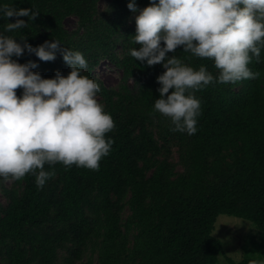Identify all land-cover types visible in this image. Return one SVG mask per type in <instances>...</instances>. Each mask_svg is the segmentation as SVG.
I'll use <instances>...</instances> for the list:
<instances>
[{
	"label": "trees",
	"instance_id": "16d2710c",
	"mask_svg": "<svg viewBox=\"0 0 264 264\" xmlns=\"http://www.w3.org/2000/svg\"><path fill=\"white\" fill-rule=\"evenodd\" d=\"M97 2L0 0L38 12L32 20L19 17L26 25L5 35L17 38V42L24 37L33 47L56 39L60 48L84 55L87 67L82 69L83 75L91 78L92 70L107 61L124 80L116 92L100 85L104 108L115 126L106 133L114 143L98 170L75 164H46L45 170H54L55 174L42 187L36 185L33 174L14 181L7 203L0 205L3 264H58L62 251L67 252L70 264L81 258L85 247L96 238L100 241L98 264H218L223 246L212 232L220 214L250 221L264 241V49L259 62L253 58L249 64L253 72L259 73L255 78L213 82L195 91L201 101L195 134L173 131L170 125L186 170L175 180L165 182L158 167L145 179L137 165L159 152L149 127L164 121L153 104L159 98L156 78L165 69L162 64L149 66L146 61L135 60L129 52L119 58L111 46L122 26L150 0H135V13L127 7L130 0H112L103 13L97 12ZM72 15L77 16L78 25L67 31L63 22ZM15 19L9 17L7 22ZM5 22L0 19V32ZM135 34L127 32V50L139 48L132 40ZM166 55H176L193 68L204 64L214 76L218 74L211 59L183 52L182 46ZM12 58L21 64L36 62L42 78H53L56 71L67 76L71 70L60 51L52 61H41L27 50ZM228 150L233 156L232 169L212 184L209 175L216 173L217 164L211 167L209 159ZM128 193L140 232L129 254L123 256L118 241L123 235L121 218ZM148 196L161 202L146 206ZM251 260L236 262L225 257L226 264H249Z\"/></svg>",
	"mask_w": 264,
	"mask_h": 264
},
{
	"label": "clouds",
	"instance_id": "9594fccd",
	"mask_svg": "<svg viewBox=\"0 0 264 264\" xmlns=\"http://www.w3.org/2000/svg\"><path fill=\"white\" fill-rule=\"evenodd\" d=\"M127 7L137 12L135 0ZM32 9L0 3V19H6L0 32V179L15 181L33 174L42 187L55 174L45 170L46 164L98 170L114 143L106 133L115 123L97 99L100 84L82 74L87 61L80 51L60 48L56 39L33 47L24 37L17 42L4 34L26 25L19 17L32 20L38 14ZM9 17L16 19L7 22ZM135 23L132 40L139 48L128 52L135 60L149 66L162 64L165 69L156 78L159 98L153 109L170 120L173 131L197 132L201 101L195 91L213 82L259 75L249 64L253 58L259 62L264 49V0H150ZM178 46L211 59L218 74L214 76L204 64L193 68L176 55H166ZM25 50L41 61L54 60L60 51L71 70L67 76L56 71L53 78H42L32 71L36 62L21 64L12 58ZM249 264H264V260Z\"/></svg>",
	"mask_w": 264,
	"mask_h": 264
},
{
	"label": "rangeland",
	"instance_id": "374dc122",
	"mask_svg": "<svg viewBox=\"0 0 264 264\" xmlns=\"http://www.w3.org/2000/svg\"><path fill=\"white\" fill-rule=\"evenodd\" d=\"M112 0H98L97 12L103 13L111 5ZM77 16L72 15L65 18L63 27L67 31H73L77 28ZM128 31L136 33L135 18L125 23L122 28L114 36L115 43L111 46L112 51L119 57H126L128 50L124 48L125 37ZM34 72H39L36 67L32 69ZM91 78L96 80L100 85H103L111 91H118L120 86L124 83L122 73L113 67L107 61H101L94 70L90 73ZM131 84V81L127 82ZM16 94L22 92L21 88H17ZM97 99L104 105L103 97L100 92L97 95ZM160 114L159 112H157ZM161 115V114H160ZM163 116V115H162ZM164 117L162 124L154 123L149 127L153 133L156 145L159 152L157 154H150L144 161L138 162L137 167L142 171L145 179L153 175L158 167L162 168V181L170 182L175 180L180 174L186 170V165L180 161L178 154L179 141L175 133L170 128V120ZM165 134H167L165 136ZM210 166L214 163L217 164V171L214 174L209 175V180L212 184H217L225 175L232 169L233 156L231 151H224L209 159ZM14 180H3L0 184V205H5L8 201V191L14 187ZM130 193L127 194L124 200V209L122 211L121 218V230L123 235L118 241V246L123 249V256L129 254L137 234L140 229L137 225L136 218L133 215V211L129 206ZM154 202H161L156 197L148 196L145 199L146 206L153 205ZM212 234L220 239L222 243V254L218 257V264H226L225 257H229L238 262L245 258L252 260H264V241L258 232V229L250 221L220 214L214 224V230ZM99 239L96 238L91 241L84 250L81 258L71 261L70 264H98L99 263ZM3 245L0 243V264L4 263L2 258ZM67 252H60L58 264H69ZM128 264H133L127 261Z\"/></svg>",
	"mask_w": 264,
	"mask_h": 264
}]
</instances>
